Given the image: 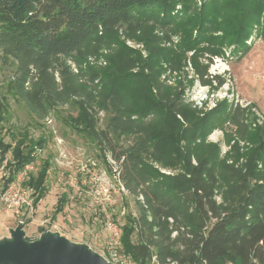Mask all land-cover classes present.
Instances as JSON below:
<instances>
[{
    "label": "trees",
    "instance_id": "1",
    "mask_svg": "<svg viewBox=\"0 0 264 264\" xmlns=\"http://www.w3.org/2000/svg\"><path fill=\"white\" fill-rule=\"evenodd\" d=\"M263 17L264 0H0V60L13 67L17 99L37 120L60 106L78 111L68 115V126L110 153L136 198L137 215L125 217L120 237L134 264H264V169H257L264 165V127L248 133L256 144L241 168L221 169L219 147L208 137L223 117L247 133L245 115L224 103L206 111L189 100L186 86L164 81L169 55L161 44L182 22L194 18L205 36L220 18V40L247 55ZM121 30L145 44L141 67ZM101 48L112 49L110 66L82 69ZM11 134L13 151L0 138V166L10 151L14 157L2 193L46 144L27 131ZM49 167L46 161L25 182L35 207L46 195ZM67 201L59 200L53 219Z\"/></svg>",
    "mask_w": 264,
    "mask_h": 264
},
{
    "label": "rangeland",
    "instance_id": "2",
    "mask_svg": "<svg viewBox=\"0 0 264 264\" xmlns=\"http://www.w3.org/2000/svg\"><path fill=\"white\" fill-rule=\"evenodd\" d=\"M218 22L222 20L219 18L213 26H207L205 36L200 34L194 18L172 28L168 39L161 43L169 55V60L162 62V79L171 85L186 86L190 89L189 100L206 111L223 103L228 110L241 108L249 127L247 133L239 134L238 127L223 117L208 137L209 143L219 147L221 169H225L224 166L234 169L246 163L245 155L256 144L254 139H248V133L254 134L264 127V17L249 37L247 55L233 42L220 40L224 32L218 28ZM120 39L132 52L137 65L141 57L147 58L141 39L130 37L124 30H121ZM111 50L101 48L98 54L85 59L81 68L99 70L110 66ZM69 65L76 72L79 69L73 60H69ZM13 78V67L0 60V107L5 118L0 138L11 143V150L16 145L11 132L27 131L31 138L43 139L46 144L37 150L36 161L21 174L24 179L17 177L8 190L11 189L14 197L21 194L33 203L34 192L25 186L24 180L37 176L46 161L50 162V167L47 192L37 207H23L19 212L12 204L11 208L0 207V238L23 223L30 238L39 237L43 233L41 229L53 231L73 242L87 244L108 257L110 242L120 238L125 217L131 213L137 215L136 198L119 180L120 169L110 153L68 126V115L77 117L78 111L68 105L60 106L46 119L37 120L14 94ZM100 118L104 128L105 114L101 113ZM12 151L0 166V195L3 194L4 176L8 173L6 166L14 160ZM257 169H264V165L259 164ZM226 188L223 183L218 201H222ZM64 195L68 197L64 211L53 219L57 203ZM122 256V264H134L123 252Z\"/></svg>",
    "mask_w": 264,
    "mask_h": 264
},
{
    "label": "water",
    "instance_id": "3",
    "mask_svg": "<svg viewBox=\"0 0 264 264\" xmlns=\"http://www.w3.org/2000/svg\"><path fill=\"white\" fill-rule=\"evenodd\" d=\"M0 264H111L89 245L73 242L60 233L45 231L30 238L25 224L0 238Z\"/></svg>",
    "mask_w": 264,
    "mask_h": 264
},
{
    "label": "built area",
    "instance_id": "4",
    "mask_svg": "<svg viewBox=\"0 0 264 264\" xmlns=\"http://www.w3.org/2000/svg\"><path fill=\"white\" fill-rule=\"evenodd\" d=\"M29 167V166H28ZM27 167V168H28ZM26 168V169H27ZM25 169V171H26ZM23 173V172H22ZM20 173L18 177L20 179H24V175H21ZM29 177L27 178V180ZM24 180L25 182L27 181ZM119 180H120V171H119ZM16 181V180H15ZM121 181V180H120ZM122 183V182H121ZM123 184V183H122ZM124 186V185H123ZM34 203V199H33ZM32 202H30L26 197H24L21 194H16V197H14L11 193V189L8 191H5L2 195H0V207L7 206L8 208L14 207V209L19 212L23 207L32 208L34 206ZM121 237V236H120ZM122 245L120 238L118 240H112L110 242L109 247V256L103 255L111 264H122Z\"/></svg>",
    "mask_w": 264,
    "mask_h": 264
}]
</instances>
